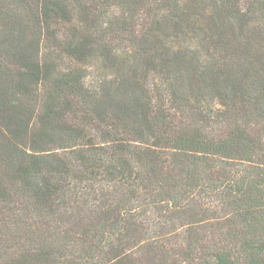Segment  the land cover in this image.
<instances>
[{
    "label": "trees",
    "instance_id": "16d2710c",
    "mask_svg": "<svg viewBox=\"0 0 264 264\" xmlns=\"http://www.w3.org/2000/svg\"><path fill=\"white\" fill-rule=\"evenodd\" d=\"M0 264H264V0H0Z\"/></svg>",
    "mask_w": 264,
    "mask_h": 264
}]
</instances>
